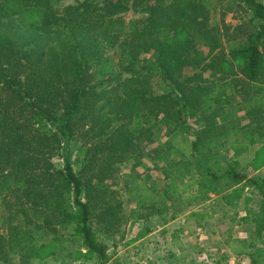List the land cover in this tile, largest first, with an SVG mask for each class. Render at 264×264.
I'll return each instance as SVG.
<instances>
[{"label": "trees", "instance_id": "16d2710c", "mask_svg": "<svg viewBox=\"0 0 264 264\" xmlns=\"http://www.w3.org/2000/svg\"><path fill=\"white\" fill-rule=\"evenodd\" d=\"M227 1L86 0L58 11L50 0H0V264L73 249L122 264L100 237L120 232L123 189L148 212L139 219L163 225L183 213L176 204L220 199L252 229L251 243L232 247L238 256L264 239V176L251 171L264 168V0H236L250 26L225 50L209 16ZM147 3L146 20L120 16ZM192 119L203 124L193 136ZM144 159L163 187L147 174L117 188ZM187 218L203 228L211 215Z\"/></svg>", "mask_w": 264, "mask_h": 264}, {"label": "rangeland", "instance_id": "374dc122", "mask_svg": "<svg viewBox=\"0 0 264 264\" xmlns=\"http://www.w3.org/2000/svg\"><path fill=\"white\" fill-rule=\"evenodd\" d=\"M52 5L58 11L71 6H76L79 2L86 0H50ZM236 0H228L222 7L213 11L210 18V26H218L223 34V48L229 50L232 42L237 39L238 44H244L246 41L245 27L250 26V19L246 10L239 7ZM100 5L102 3L100 2ZM150 3L138 8L120 14L127 23L129 21L146 20L148 17V8ZM207 51V49H205ZM116 50L107 52L109 58L115 59ZM127 74H124L126 77ZM205 78H211L210 72L204 74ZM157 92L164 91L158 88ZM236 103L240 102L237 94H234ZM236 117L242 119V124H248L249 120L244 118V113L240 111L235 113ZM190 135L197 133L202 127V122L195 119L190 120ZM166 138L161 136L158 140L159 144H164ZM226 150V149H225ZM228 151V150H226ZM224 151L222 154H224ZM255 147L252 148L250 157L253 158L256 153ZM177 154H174L169 161H172ZM58 166L61 165L57 161ZM163 163L160 164V166ZM153 162L144 159L138 164L137 171L132 174V163L128 164L122 170V175H126L117 188L125 186V182H129L130 188L135 187L144 180L149 174L147 184L151 185L154 181H158V185L163 187L160 172L153 169ZM156 166V165H155ZM254 175L264 176V168L260 170L251 169ZM128 176V177H127ZM160 181V182H159ZM111 184V181H108ZM120 201L122 203V225L120 232L113 237L101 236V240L108 246L109 253L113 256L112 262L122 264H264V239L261 242H255L245 248L243 256L236 255L232 251L242 248V244H249L252 241V229L245 224H239L238 219L231 221L235 217L234 210H228L220 199L213 197L210 201L200 206H196L194 202L184 201L176 204L183 213L173 222L166 224L168 229L163 234L159 232L149 236L143 240V233L146 228L155 230L161 227L159 215H151L148 220L139 219L143 211L139 206V197L136 193H128L125 189L121 190ZM258 201L252 203L253 208H257ZM207 208L211 218L203 228H198L195 221L187 217L192 211L207 212ZM240 218L245 215L243 207L238 210ZM3 216L0 215V229ZM143 240V241H142ZM73 249L66 253L65 256L53 257L48 259L45 264H70L73 261H90L85 257L84 250ZM82 254V255H81ZM32 264H39L32 261Z\"/></svg>", "mask_w": 264, "mask_h": 264}, {"label": "crops", "instance_id": "0c3cea01", "mask_svg": "<svg viewBox=\"0 0 264 264\" xmlns=\"http://www.w3.org/2000/svg\"><path fill=\"white\" fill-rule=\"evenodd\" d=\"M167 229H168V225L161 224V227L160 228H157L155 230H152L151 233H149L146 237L143 238V240H146L149 236L155 235L156 233L158 234L159 232L165 234Z\"/></svg>", "mask_w": 264, "mask_h": 264}, {"label": "built area", "instance_id": "2783aa9c", "mask_svg": "<svg viewBox=\"0 0 264 264\" xmlns=\"http://www.w3.org/2000/svg\"><path fill=\"white\" fill-rule=\"evenodd\" d=\"M70 264H99L96 261H86V262H82V261H73Z\"/></svg>", "mask_w": 264, "mask_h": 264}]
</instances>
